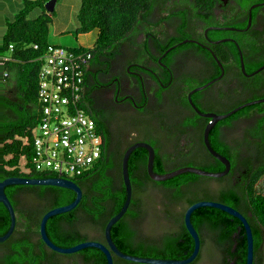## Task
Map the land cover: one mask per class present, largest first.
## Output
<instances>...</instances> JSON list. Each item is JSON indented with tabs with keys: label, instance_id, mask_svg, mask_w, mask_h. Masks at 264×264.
<instances>
[{
	"label": "trees",
	"instance_id": "1",
	"mask_svg": "<svg viewBox=\"0 0 264 264\" xmlns=\"http://www.w3.org/2000/svg\"><path fill=\"white\" fill-rule=\"evenodd\" d=\"M46 1L22 0L23 7L6 24L0 49V53L9 54L7 60L0 61V183L9 176H59L49 169L38 170L34 164V138L42 120L38 97L40 57L49 46L54 15L47 11ZM197 1L212 15L218 0ZM166 3L167 0H81L74 33L78 36L94 29L99 31L93 48L76 47V50L92 54L85 79L90 63L101 57L110 58L121 42L134 40L142 31L155 34L152 30L158 24L150 23L151 15L159 6L158 10L170 17V6ZM256 11L254 9V13ZM207 14L203 16L206 19L209 18ZM167 17L162 15V19ZM247 23L248 18L243 26ZM257 36L239 37L247 55L248 71L264 63V38L261 34ZM231 46L229 55L219 51L218 54L225 61L232 56L233 77L245 92L236 101L242 103L264 97V71L253 77L245 76L239 68L238 48ZM161 49L165 50L166 46ZM249 55L254 58L248 59ZM84 101L83 93L80 106L88 113ZM244 120L254 121L250 129L252 135L236 140L232 148L221 138L220 130L222 126ZM204 125L205 122L199 128L201 137ZM98 129L103 141L101 158L89 170L68 177L81 187V201L72 210L56 214L47 222L49 237L63 247L86 240L105 242V226L126 199L121 167L123 152L109 153L104 145V132L99 125ZM210 141L217 151L232 159L233 168L224 177L186 172L157 181L147 172L148 151L145 148L133 151L129 159L132 201L111 230L113 240L122 251L144 257H188L195 242L184 223L185 210L200 200H216L246 216L254 237L253 264H264V102L246 106L220 121L212 129ZM196 150L197 153L202 150L200 159L178 158L169 149L159 146L154 169L164 173L191 164L210 171L225 168L205 146H198ZM5 191L15 208L17 221L13 234L0 244V264H107L105 253L97 247L61 253L41 238L43 215L54 207L71 203L76 197L74 190L56 185L12 184L6 186ZM192 222L200 234L201 249L189 264H204L208 260L213 264H246L247 234L239 218L222 209L203 206L192 213ZM10 224V213L0 199V236L8 231ZM113 258L114 264H149L127 260L115 253Z\"/></svg>",
	"mask_w": 264,
	"mask_h": 264
},
{
	"label": "flooded vegetation",
	"instance_id": "2",
	"mask_svg": "<svg viewBox=\"0 0 264 264\" xmlns=\"http://www.w3.org/2000/svg\"><path fill=\"white\" fill-rule=\"evenodd\" d=\"M263 2L264 0H218L212 9V16L202 9L197 0H167L170 17H167L168 13H161L157 6L150 21L151 24H158L152 30L155 34L142 31L137 36L142 39L141 42L145 40V53L136 44L129 46L127 42L121 45L115 56H110L107 64H100L97 69L91 68L84 82V105L102 128L104 145L109 153L123 152L124 155L131 145L143 141L153 145L156 153L160 146L162 149H169L178 158L200 159L202 150L197 153L196 148L202 145L206 147L204 130L210 118L199 114L196 108L203 112L222 114L244 103L236 101L245 92H242L233 77L232 56L225 61L218 51L229 55L233 44L238 48L239 56L240 49L243 52L247 73L254 71L247 69V55L241 47L239 37L256 38L261 34L264 38V4L252 8V5ZM254 9H257L255 13ZM250 12L253 23L251 26L248 23L243 26L245 19H249ZM205 14L209 18H204ZM162 15L167 18L162 19ZM161 46H166V49L162 50ZM143 54V59H148L149 64L141 62ZM190 56L202 60L200 68L189 66L186 59ZM253 58L254 55L248 56L250 60ZM239 68L242 71L241 59ZM222 73L221 78L206 88L191 93L196 87ZM243 74L247 77L257 75ZM191 75L199 76L203 82L197 86L184 82ZM210 90L213 92L208 95ZM125 112H132V115ZM203 122L205 125L201 137L199 128ZM235 122L222 126L220 130L221 138L232 148L237 141L228 132L236 125ZM229 159L233 168L232 159Z\"/></svg>",
	"mask_w": 264,
	"mask_h": 264
},
{
	"label": "built area",
	"instance_id": "3",
	"mask_svg": "<svg viewBox=\"0 0 264 264\" xmlns=\"http://www.w3.org/2000/svg\"><path fill=\"white\" fill-rule=\"evenodd\" d=\"M76 49L49 43L40 57L38 97L42 120L34 138V164L38 170L49 169L63 177L89 170L103 153L97 122L80 106L92 54ZM8 58L9 54L0 53V61Z\"/></svg>",
	"mask_w": 264,
	"mask_h": 264
},
{
	"label": "water",
	"instance_id": "4",
	"mask_svg": "<svg viewBox=\"0 0 264 264\" xmlns=\"http://www.w3.org/2000/svg\"><path fill=\"white\" fill-rule=\"evenodd\" d=\"M57 1L58 0L46 1L45 6H46V9L48 12L53 13L55 11ZM261 4H264V2L252 5V8L255 6L261 5ZM252 23H253V16H252V13L250 12V17L248 19V26H251ZM240 59H241V69H242L243 73H245L248 76L257 74L260 71L264 70V64H262L259 68H257L253 72L247 73L246 68H245L244 56H243V52L241 49H240ZM218 62L222 67V64H221L219 59H218ZM222 76H223V73L219 77L209 81L208 83L201 85L199 87H196L195 89H193L191 91V93L206 88L207 86H209L211 83H213L217 79L221 78ZM261 102H264V97L248 100V101L236 106L232 110H230L226 113H222V114L215 113V112H203V111L199 110L198 108H196V110L199 114L210 118V121L207 123L205 130H204V141H205V145H206L207 149L209 150V152L213 156H215L217 159H219L225 165V169H223L221 171H210V170H206V169H203L201 167H197V166H193V165H185V166H181V167L174 169V170H171V171L159 173V172H156L154 170V162H155V157H156V150H155L154 146L148 142H143V141H139V142H136L133 145H131L125 151V153L123 155V159H122V173H123L124 184L126 186V199H125V202H124L122 208L120 209V211L117 214H115L114 216H112L105 226V239H106L105 242L97 241V240H86V241L80 242V243L73 245V246H70V247H63V246H60V245L56 244L55 242H53L52 239L49 237V235L47 233V222H48L49 218L56 215V214L72 210L73 208H75L79 204V202L82 199L83 191H82L81 187L73 179L68 178V177H63V176H53V177H46V178L9 176V177L5 178L0 183V199L4 203V205L6 206V208L8 209V211L10 213L11 224H10L8 231L5 234H3L2 236H0V244H2L5 240H7L13 234L15 227H16V221H17L15 208L12 204V201L10 200L9 196L7 195V193L5 191L6 186L12 185V184L56 185V186H62V187H66V188H70V189L74 190L76 192V197L71 203L61 205V206H57V207H54V208L48 210L43 215V217L40 221L41 238L50 248H52L55 251H58L61 253H74V252H77L83 248L97 247L105 253V255L107 257V264H114L113 253H115L116 255H118L124 259L135 261V262H141V263L189 264L197 258V256L200 253V249H201V238H200V234H199L197 228L195 227V225L192 222V213L197 208H200L203 206H213V207L222 209V210L234 215L235 217L239 218L242 221V223L245 227V230H246V234H247L246 264H253V262H254V237H253L252 227H251L248 219L246 218V216L242 212H240L238 209L234 208L233 206L228 205L224 202L216 201V200H200V201H197V202L191 204L186 209L185 215H184L185 225H186V228L188 229L189 233L191 234V236L193 237L194 242H195L194 249H193L192 253L186 258H178V259L155 258V257H144V256L128 254V253L122 251L117 246V244L115 243V241L112 238L111 230H112L113 225L115 223H117L124 216V214L127 212L128 208L130 206V203L132 201L133 187H132V181H131V177H130V173H129V158H130L131 153L136 148L144 147L148 150V153H149L148 163H147L148 173H149L151 178H153L154 180H157V181H164V180L170 179L174 176H177L179 174L186 173V172H192V173H196L198 175L209 176V177L225 176L226 174H228L230 172V170L232 168V163H231V160L227 156L218 152L212 146L210 139H209L210 131L220 120L231 116L232 114L236 113L237 111L241 110L242 108H244L246 106L261 103Z\"/></svg>",
	"mask_w": 264,
	"mask_h": 264
},
{
	"label": "rangeland",
	"instance_id": "5",
	"mask_svg": "<svg viewBox=\"0 0 264 264\" xmlns=\"http://www.w3.org/2000/svg\"><path fill=\"white\" fill-rule=\"evenodd\" d=\"M3 5H4L3 0H0V14L3 11ZM22 5H23V3H22ZM74 5H75V7H74ZM80 6H81V0H59L58 6L55 8L54 15L52 17L53 23L51 26V28H52L51 36H50L51 42H53L52 37H54V38L58 37L59 38L60 35L69 34V33H66L67 30H75L77 28ZM14 12L15 13L13 14V16H15V14L19 11L15 10ZM2 15L4 16V13H2L0 16V48L3 45V35L2 34L4 32L2 33V27L5 28V26H6L5 23H2L3 22ZM9 20H12V19L11 18L7 19V21H9ZM70 23L72 24L71 28L65 29L63 31L60 29L58 33L54 34V32H53L54 26H57L60 24H63L64 26H66V25H69ZM52 33H53V36H52ZM71 33L73 35L75 34L73 32H71ZM55 35H58V36H55ZM78 37H79L78 42H76V43L72 44V43H70L71 42L70 38H65L63 41H61L62 44H60V45L69 46V47L84 45L88 48H91L90 46H92L94 44V41L96 38V32L93 31L90 34L79 35ZM186 60H187L189 66L191 68H193V67L194 68H200V66L202 64V60L197 58V57L194 58L193 56H190ZM186 81L189 83V85L191 84L194 86H197V85L201 84V82H203V81H200V77L197 75L188 76L184 80V82H186ZM212 92H213V90L208 91V95H211ZM251 96H253V95H251ZM125 113L129 116L132 115V112H125ZM253 127H254V121L253 120H244L242 122L237 123L233 127V129L230 132H228V135L235 137V139L239 141V140H242L243 138H245L246 135H248V136L252 135L250 132V129H252ZM251 151H252V149H251ZM191 165H193V164H191ZM204 264H213V262L208 260Z\"/></svg>",
	"mask_w": 264,
	"mask_h": 264
},
{
	"label": "crops",
	"instance_id": "6",
	"mask_svg": "<svg viewBox=\"0 0 264 264\" xmlns=\"http://www.w3.org/2000/svg\"><path fill=\"white\" fill-rule=\"evenodd\" d=\"M3 2H4V5H3V11H2V13H4V16L2 15V18H3V22L2 23H5V25L7 24V19H9V18H11V19H13V14L15 13L14 11L15 10H17V11H19L21 8H22V0H3ZM58 2H59V0L57 1V4H56V7L58 6ZM74 7H75V5H74ZM80 8H81V6H80ZM14 9V10H13ZM1 13V14H2ZM1 14H0V16H1ZM8 17V18H7ZM53 23V22H52ZM51 26H52V24H51ZM51 26H50V33H49V42L50 43H54V44H58L59 43V45L60 44H62V42L61 41H63L65 38H70V43H76V42H78V36L79 35H85V34H90L91 32H93V31H95L96 32V38H95V41H94V44L92 45V46H90L91 48H93L94 47V45H95V42H96V40H97V37H98V33H99V31L97 30V29H94V30H92L91 32H89V33H85V34H79L78 36L77 35H73L71 32H73L74 33V31L75 30H67V32L66 33H69V34H67V35H60L59 36V38L58 37H52V40H53V42H51L50 41V36H51V30H52V28H51ZM72 27V24L70 23L69 25H66V26H64L63 24H60V25H57V26H54L53 27V32H54V34H56V33H58L59 32V30L61 29L62 31L63 30H65V29H69V28H71ZM78 27V26H77ZM142 27V26H141ZM5 31H6V26H5V28H3L2 27V35H3V37H4V34H5ZM52 36H53V33H52ZM55 36H58V35H55ZM138 36H140V33H139V35ZM141 38L140 37H136V39H134V40H129V41H126V42H121L118 46H117V49L114 51V53L112 54V56L111 57H113V56H115L118 52H119V50H120V47H121V45L122 44H124V43H129V46L131 45V46H133V45H137L138 47H139V49L141 50V52L142 53H145L146 52V50H147V46H145L143 43H144V41L143 42H141ZM67 45V44H66ZM135 45V46H136ZM80 46V45H79ZM81 46H84V45H81ZM2 47V46H1ZM67 47H69V46H67ZM76 47H78V46H72V48H76ZM84 47H86V46H84ZM1 49V48H0ZM111 57L110 58H105V57H101V58H98L96 61H94V62H92L91 63V65H90V67H89V69H88V74H90V69L92 68H94V69H97L98 67H99V65L100 64H103V63H108L109 61H110V59H111ZM145 57V55L143 54V55H141V59H143ZM147 60L148 59H143V60H141V62H143V63H145V64H149V62L147 63Z\"/></svg>",
	"mask_w": 264,
	"mask_h": 264
}]
</instances>
